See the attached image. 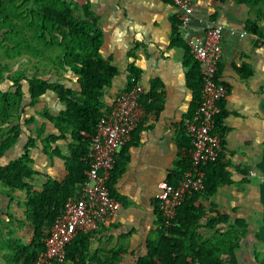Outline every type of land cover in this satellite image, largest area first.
Listing matches in <instances>:
<instances>
[{"label": "trees", "instance_id": "16d2710c", "mask_svg": "<svg viewBox=\"0 0 264 264\" xmlns=\"http://www.w3.org/2000/svg\"><path fill=\"white\" fill-rule=\"evenodd\" d=\"M233 2L247 9L245 31L256 36V47H262L264 0ZM75 10L81 12V18L75 16ZM103 42L104 34L87 1L74 4L71 0H0V56L13 59L30 55L50 64L57 76L70 71L77 84L74 89L38 72L30 74L28 70L0 73V82L10 84L7 89L0 88V251L5 260L3 264H35L36 256L45 249L44 239L52 224L61 215L66 202L79 194L89 166L87 146L96 133L98 120L109 109L104 100L106 90L119 74L111 59L102 57ZM171 44L184 52L186 81L193 93L189 117L200 102L201 68L180 34L179 23L173 27ZM126 70L124 90L130 89L140 77V70L133 62L128 63ZM236 70L242 78L252 75V69L245 63L236 66ZM161 85L160 81H152L150 90L141 94L139 103L146 110L158 111L162 107ZM50 92L64 108L57 114L38 111L44 120L41 126L34 135H27L19 155L3 161L4 155L20 143L23 134L31 132L29 125L36 118L30 115L25 119L27 125L24 128L21 117L25 108L35 106ZM219 106L214 132L221 138V152L202 168L205 171L204 189L184 199L171 223H164L156 204L154 236L149 235L144 250L137 253L129 252L126 234L116 247L91 251L92 230L80 231L67 245L63 264H241L238 254L246 232L251 229L249 222L244 217L231 220L229 213L219 211L217 204L210 200L219 187L233 182L230 164L224 155L228 133L224 119L228 112L222 106V99ZM47 125L53 130L46 133ZM179 132V147L191 151L183 122ZM38 140L47 156L64 160L65 176L62 179L45 176V181L36 188L31 150L38 148ZM59 140L67 143V151H62L56 144ZM189 166L190 154L178 157L166 181L175 186ZM123 169L124 163L119 162L117 156L107 181L109 193L116 199L113 183ZM240 170L247 176L250 167ZM21 194L25 197L22 202L19 200ZM22 207V213H18V208ZM21 229L27 234V240L19 233ZM256 245H253L256 263L264 264V255L256 251ZM125 255L131 256L128 263H123Z\"/></svg>", "mask_w": 264, "mask_h": 264}, {"label": "crops", "instance_id": "0c3cea01", "mask_svg": "<svg viewBox=\"0 0 264 264\" xmlns=\"http://www.w3.org/2000/svg\"><path fill=\"white\" fill-rule=\"evenodd\" d=\"M71 1L89 3L104 34L102 57L111 59L119 69L104 97L108 108L125 88L130 62L140 70L138 81L144 92L150 90L152 81L162 82V107L158 111L145 109L146 114L118 153L124 169L114 181L113 190L121 207L115 216L92 230L90 237V250L94 251L116 247L126 234L129 252L137 253L144 250L146 238L155 229L158 183L166 181L178 157L190 154L178 145L179 131L191 109L193 95L186 81L184 52L171 44L173 27L179 23V9L165 0ZM193 10L188 25L191 34L202 35L211 25L223 28L218 79L227 90L222 98V106L228 112L224 119L228 128L224 148L228 154L224 155L230 164L233 182L219 187V201L214 203L226 206L239 200L238 204L243 205L245 199L257 197L258 186L251 178L261 180L253 168L264 147V115L257 109L264 90L255 77L264 61V45H254L256 36L244 28L248 11L233 0L221 3L194 0ZM244 63L252 69L248 78H242L236 70V66ZM69 86L77 88V85ZM55 105L58 112L64 108L59 100ZM56 144L67 151L66 142L59 140ZM237 146L241 147L239 151ZM40 147L34 149L32 157L36 171L33 183L40 182L41 186L45 176L62 179L65 162L58 156L48 157ZM248 165L256 175H250V171L247 176L242 174L240 168ZM228 197H233V201L229 202ZM130 257L125 255L123 263H128Z\"/></svg>", "mask_w": 264, "mask_h": 264}, {"label": "built area", "instance_id": "2783aa9c", "mask_svg": "<svg viewBox=\"0 0 264 264\" xmlns=\"http://www.w3.org/2000/svg\"><path fill=\"white\" fill-rule=\"evenodd\" d=\"M168 1L179 9V30L200 64L202 86L198 106L183 122L192 146L190 166L175 186L165 180L158 183L156 204L166 225L171 223L177 207L188 195L204 189L205 171L202 168L221 152L222 141L214 132V126L215 117L220 112L219 102L227 92L218 79L223 28L211 25L202 35H193L188 25L194 13V0ZM143 92L139 81H134L130 89L114 97L110 108L98 120L96 133L87 146L89 166L79 194L66 202L61 215L52 224L44 239L45 249L38 253L35 264H63L67 245L80 231L95 230L118 213L121 203L110 195L107 181L120 149L130 140L146 114L139 103ZM250 175L256 173L250 171Z\"/></svg>", "mask_w": 264, "mask_h": 264}, {"label": "rangeland", "instance_id": "374dc122", "mask_svg": "<svg viewBox=\"0 0 264 264\" xmlns=\"http://www.w3.org/2000/svg\"><path fill=\"white\" fill-rule=\"evenodd\" d=\"M74 4L76 3L75 1H73ZM74 14L76 17L81 18V12L78 11H74ZM50 64L42 62L41 60H36V58L25 54V56L21 57H16L13 59H6L4 57L0 56V73L2 75L8 74L9 72H12L15 69H21V70H28L30 74L33 73H40L41 75H43L46 78H49L51 80H55L57 82H60L64 85H69L71 84L73 85H77L75 82V78L73 77L72 73L70 71H65L64 73H60L58 76L56 75L55 71H52L50 69ZM255 79L258 81V84L260 86L263 87L264 90V61H262L261 65L259 66V71L257 73V76L255 77ZM10 87V84L8 81H1L0 82V88L2 89H7ZM58 100V98L56 97V95L52 92L47 93L46 95H44L39 102L36 103L35 106H27L25 108V113L22 115L21 117V124L22 126L25 128L26 127V123L24 122L25 119H27L30 115H35V122L31 123L29 125V128L31 130L30 133H28L27 131L23 134V138L20 141V143L16 144L14 147H12L3 157V161L8 160L9 158H12L13 155H19L20 150H22V145L25 142V140L27 139V135L28 134H35V130L38 129L42 122L44 121L43 118L38 114V111H43V110H47L52 114H57L58 112V105H55V102ZM259 104V103H258ZM257 109H259V111H261V114L264 115V109H260L259 106H257ZM264 120V119H263ZM52 129L51 126L47 125L46 126V133L48 131H50ZM45 133V132H44ZM40 140L37 141V144L39 146V149H41V145H40ZM241 149L240 146H237V150ZM65 149V148H64ZM239 151V150H238ZM34 149L31 150V155H33ZM15 153V154H13ZM228 152L225 153V155H227ZM50 157V156H48ZM53 157V156H51ZM245 166V165H244ZM248 167H250L248 165ZM252 169V168H251ZM255 171H257L258 173L259 170L257 168H253ZM260 179L257 178V180L255 181L254 179L251 178V182L255 183L256 186H258L257 184L258 181ZM36 188L40 187V182L35 184ZM220 188H218L219 190ZM217 190V191H218ZM221 190V189H220ZM218 192H216L215 195H213L211 197V201L212 202H218L219 199L218 197ZM25 199V197L23 196V194H21L19 196V200L20 202H22ZM236 198H234L235 200ZM229 202L233 201V197H228ZM226 199V201H228ZM238 201H234V203H229L228 205L224 206V205H220L218 207H220L219 211H222L221 208H223V210H225L227 213H229L231 215V220H234V218L236 217H244L246 218V220L249 222L250 228L251 229H256L260 224H261V213H262V207L261 204L259 202L258 199V192H257V197L256 198H250V199H245L244 204H238ZM24 208H18L17 212L18 213H22V210ZM235 210V211H233ZM5 218V216H4ZM260 221V224H259ZM22 237H26L25 239L27 240V234L25 233V231H23L22 229L19 232ZM151 237L154 236V233L151 232L150 234ZM256 245L257 243H253L251 246L249 245L247 240H244V243L241 247V250L239 252V262L241 264H257L254 254H253V245ZM256 251L263 254L264 255V243H260L258 242V244L255 247ZM3 252L0 251V263L3 264L5 263V260H3ZM257 255L259 256V254L257 253ZM131 259V258H130Z\"/></svg>", "mask_w": 264, "mask_h": 264}, {"label": "water", "instance_id": "95a60500", "mask_svg": "<svg viewBox=\"0 0 264 264\" xmlns=\"http://www.w3.org/2000/svg\"><path fill=\"white\" fill-rule=\"evenodd\" d=\"M259 108L264 107V95L260 98ZM261 174V180L258 184V199L262 207L261 224L256 229H250L245 234V240L251 246L253 243H264V147L262 148L259 160L254 164Z\"/></svg>", "mask_w": 264, "mask_h": 264}]
</instances>
